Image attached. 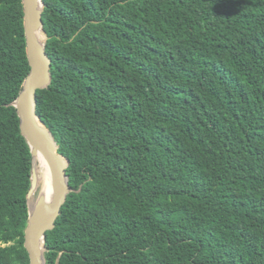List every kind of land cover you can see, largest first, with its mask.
I'll return each instance as SVG.
<instances>
[{
	"label": "trees",
	"instance_id": "16d2710c",
	"mask_svg": "<svg viewBox=\"0 0 264 264\" xmlns=\"http://www.w3.org/2000/svg\"><path fill=\"white\" fill-rule=\"evenodd\" d=\"M41 1L70 188L44 263L264 264V0ZM22 9L0 0V264H29Z\"/></svg>",
	"mask_w": 264,
	"mask_h": 264
},
{
	"label": "water",
	"instance_id": "95a60500",
	"mask_svg": "<svg viewBox=\"0 0 264 264\" xmlns=\"http://www.w3.org/2000/svg\"><path fill=\"white\" fill-rule=\"evenodd\" d=\"M37 1L40 3V11L38 18L35 19V6ZM22 5L23 28L29 71L22 82L21 90L13 101V104L19 117L20 131L30 147L32 160L38 152L44 153L50 163L52 174L50 206L45 212L38 208L31 212L28 207V223L24 229L23 245L28 253L29 264H41L38 255V244L40 240L42 245V264H45L43 259L44 234L46 230L54 226L56 217L60 212V207L64 203L66 194L70 189L65 174L68 159L57 151V144L51 133L35 113V92L37 89L46 87L51 78L49 70L50 58L45 51L44 43H39L35 35L38 26L42 30L40 15L42 1L22 0ZM43 129L49 134L50 139L43 137L41 134ZM34 185L35 178L31 168L30 188L26 196L27 205Z\"/></svg>",
	"mask_w": 264,
	"mask_h": 264
},
{
	"label": "bare ground",
	"instance_id": "6f19581e",
	"mask_svg": "<svg viewBox=\"0 0 264 264\" xmlns=\"http://www.w3.org/2000/svg\"><path fill=\"white\" fill-rule=\"evenodd\" d=\"M40 11V3L37 1L35 6V19L38 18V14ZM40 28L35 31V35L37 41L42 43L40 38ZM40 126V125H39ZM42 127V126H41ZM41 134L46 139H50L49 134L46 132L45 129L41 131ZM32 171L35 178V185L31 191L29 198L33 195H36V198H32L28 202L29 210L32 212L34 209H41L43 212L47 211L50 206V199L52 195V174H51V167L47 157L42 152H38V154L32 160ZM38 255L39 261L42 264V245L41 241L39 240L38 244Z\"/></svg>",
	"mask_w": 264,
	"mask_h": 264
},
{
	"label": "rangeland",
	"instance_id": "374dc122",
	"mask_svg": "<svg viewBox=\"0 0 264 264\" xmlns=\"http://www.w3.org/2000/svg\"><path fill=\"white\" fill-rule=\"evenodd\" d=\"M40 38H41V37H40ZM41 41H42V39H41ZM36 195H37V194L33 195V196H32L31 198H29V199L31 200L32 198H33V199L36 198ZM29 199H28V202L30 201Z\"/></svg>",
	"mask_w": 264,
	"mask_h": 264
}]
</instances>
